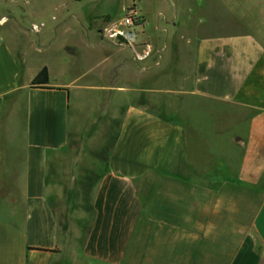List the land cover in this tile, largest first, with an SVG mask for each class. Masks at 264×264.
Instances as JSON below:
<instances>
[{"label": "crops", "instance_id": "obj_1", "mask_svg": "<svg viewBox=\"0 0 264 264\" xmlns=\"http://www.w3.org/2000/svg\"><path fill=\"white\" fill-rule=\"evenodd\" d=\"M103 1L0 0V264H264V108L231 140L233 170L211 152L220 166L203 173L180 115L186 99L236 102L264 43L213 30L209 0H148L161 8L157 34L118 44L102 33L115 21L87 12ZM137 1L126 10L147 29ZM45 68L49 83L33 86ZM152 77L184 107L142 105ZM88 92L117 109L84 119L71 102ZM108 116L120 127L106 169L74 190L88 181L67 158Z\"/></svg>", "mask_w": 264, "mask_h": 264}, {"label": "rangeland", "instance_id": "obj_2", "mask_svg": "<svg viewBox=\"0 0 264 264\" xmlns=\"http://www.w3.org/2000/svg\"><path fill=\"white\" fill-rule=\"evenodd\" d=\"M209 1L210 5L206 15L209 25H215H212L213 30H217V26H223L220 30L226 32H240L249 29L254 31L264 43V0ZM136 2L138 3L137 0ZM132 3L133 0H104L98 7L93 8V5L88 7L87 12L96 16L106 13L112 21H115L111 22L108 28H121L120 25L129 10L126 8L130 7ZM147 4L148 0H141L137 5L148 14L147 29H143L144 24L141 19L142 25L127 29V33L131 31L132 35L137 34L140 38L143 36V30L157 34L158 26L162 25L157 16L161 8L158 7V4L153 5L150 2L149 5ZM133 8L135 9V7ZM103 37L105 36L103 35ZM53 55L54 57L58 56L57 53ZM63 56L61 54V58ZM157 82L158 80L152 77L145 85H142L143 88L148 89V93L142 97L145 100L140 102L142 105L156 113L160 111V104H162L164 112H175L181 109L182 105L184 107V100L181 97L175 98L170 94L161 93L162 86H157ZM85 96L87 97H83L81 102L76 103L78 106L71 102L72 111L75 112L78 109L84 119L92 117L100 108L102 113L107 114H113L117 109L113 103L108 107L99 104L100 97L104 96L102 93L88 92ZM111 98L113 102L116 97ZM191 101V99H186L187 107H184L183 112L180 113L184 118L182 121L186 123L190 132L189 160L197 165L199 172L203 173L211 162L218 165L215 167L216 169L219 168V163L215 162L216 159H212L210 155L211 152L218 153L227 160V170H233L237 163V149L231 140L245 132L248 117L254 110L264 108V61H262L256 76L250 80L236 102L230 105L216 103L214 108L209 103ZM164 112L162 111V114ZM119 127V120L111 119L110 116L104 118L101 125L92 130L91 136L86 140L84 146L79 147H82V152L79 153V149L71 152L68 156L67 160H70V163L75 164L76 162L75 165L78 166L82 179L86 178L88 181L78 184L76 188L72 185L74 190L79 188V191L89 192L92 177L97 176L100 170L106 169L108 154L114 145ZM77 158L79 159L77 160Z\"/></svg>", "mask_w": 264, "mask_h": 264}, {"label": "built area", "instance_id": "obj_3", "mask_svg": "<svg viewBox=\"0 0 264 264\" xmlns=\"http://www.w3.org/2000/svg\"><path fill=\"white\" fill-rule=\"evenodd\" d=\"M140 21L141 18L139 17L137 11L134 8L129 9L128 13L124 17L123 23L120 25L121 28H105L103 30V35L105 36V38L116 40L118 44H121L123 40H126L128 38V33L126 32V30L134 26L142 25Z\"/></svg>", "mask_w": 264, "mask_h": 264}, {"label": "trees", "instance_id": "obj_4", "mask_svg": "<svg viewBox=\"0 0 264 264\" xmlns=\"http://www.w3.org/2000/svg\"><path fill=\"white\" fill-rule=\"evenodd\" d=\"M132 8L133 7L129 8V9H132ZM48 83H49V74H48V70L45 68L33 80L32 85L33 86H39V85H46Z\"/></svg>", "mask_w": 264, "mask_h": 264}]
</instances>
